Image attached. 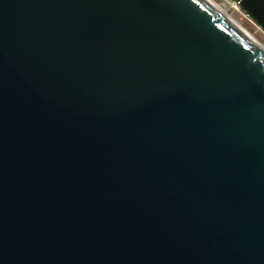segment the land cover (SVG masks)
<instances>
[{
    "label": "water",
    "instance_id": "95a60500",
    "mask_svg": "<svg viewBox=\"0 0 264 264\" xmlns=\"http://www.w3.org/2000/svg\"><path fill=\"white\" fill-rule=\"evenodd\" d=\"M0 264H264V49L207 0H0Z\"/></svg>",
    "mask_w": 264,
    "mask_h": 264
},
{
    "label": "rangeland",
    "instance_id": "374dc122",
    "mask_svg": "<svg viewBox=\"0 0 264 264\" xmlns=\"http://www.w3.org/2000/svg\"><path fill=\"white\" fill-rule=\"evenodd\" d=\"M219 4L218 0H214ZM222 8H224L231 16L238 21L246 30L249 31V33L252 35V37L255 38V40L259 43H261L264 46V31L254 23L250 22L248 19H246L243 15L238 13L237 11H234L230 7H223L221 4H219Z\"/></svg>",
    "mask_w": 264,
    "mask_h": 264
},
{
    "label": "bare ground",
    "instance_id": "6f19581e",
    "mask_svg": "<svg viewBox=\"0 0 264 264\" xmlns=\"http://www.w3.org/2000/svg\"><path fill=\"white\" fill-rule=\"evenodd\" d=\"M209 2V4L212 6V8H214L216 11L224 14L225 16H227L240 30H242L248 37H250L256 44H258L260 47H262L264 49V46L257 42L255 40L254 37H252V35L249 33L248 30H246L238 21H236L231 14H229L224 8H222L217 2H215L214 0H207Z\"/></svg>",
    "mask_w": 264,
    "mask_h": 264
},
{
    "label": "built area",
    "instance_id": "2783aa9c",
    "mask_svg": "<svg viewBox=\"0 0 264 264\" xmlns=\"http://www.w3.org/2000/svg\"><path fill=\"white\" fill-rule=\"evenodd\" d=\"M219 4H221L223 7H230L232 8L234 11H237L238 13H240L241 15H243L246 19H248L250 22L254 23L255 25H258L253 19L252 17L244 10L240 7L238 1L236 0H218ZM259 26V25H258ZM260 27V26H259Z\"/></svg>",
    "mask_w": 264,
    "mask_h": 264
},
{
    "label": "trees",
    "instance_id": "16d2710c",
    "mask_svg": "<svg viewBox=\"0 0 264 264\" xmlns=\"http://www.w3.org/2000/svg\"><path fill=\"white\" fill-rule=\"evenodd\" d=\"M264 31V30H263Z\"/></svg>",
    "mask_w": 264,
    "mask_h": 264
}]
</instances>
